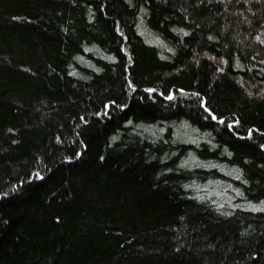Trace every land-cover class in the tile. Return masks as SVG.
<instances>
[{
	"label": "trees",
	"instance_id": "16d2710c",
	"mask_svg": "<svg viewBox=\"0 0 264 264\" xmlns=\"http://www.w3.org/2000/svg\"><path fill=\"white\" fill-rule=\"evenodd\" d=\"M261 41L264 0H0V264H264Z\"/></svg>",
	"mask_w": 264,
	"mask_h": 264
},
{
	"label": "snow or ice",
	"instance_id": "6c2138e0",
	"mask_svg": "<svg viewBox=\"0 0 264 264\" xmlns=\"http://www.w3.org/2000/svg\"><path fill=\"white\" fill-rule=\"evenodd\" d=\"M73 2H75V0H73ZM237 2H239V0H237ZM257 39H260V37L257 36ZM261 42L264 43V41H261ZM220 71H223V69H220ZM133 87H135V86L133 85ZM148 91H153V89H149ZM181 91L183 92L184 90L181 89ZM173 96H174V93H170V94L168 95L167 98H168L169 100H171V99H173ZM112 104H115V101H112L111 104L105 105V107H106V108H110V107L112 106ZM204 106H205L206 110L208 111V113L210 114V118H211V119H219L221 122L224 121L225 118H224L223 116H217V115L212 111L211 108H207L206 103H205ZM120 107L123 108V107H126V105H120ZM129 123H130V121H129ZM228 127H232V124H228ZM237 135H239V133H237ZM261 147H264V145H261ZM76 155H80V153L78 152V153H76ZM65 159L71 160V159H73V157L68 156V157H65ZM101 159H103V157H101ZM37 178L42 179L43 176H42V175H38ZM22 183H23V182H22ZM57 219H59V217H57Z\"/></svg>",
	"mask_w": 264,
	"mask_h": 264
}]
</instances>
